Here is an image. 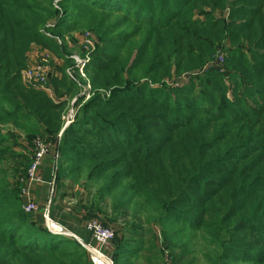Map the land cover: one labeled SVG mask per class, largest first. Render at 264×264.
<instances>
[{
	"label": "trees",
	"instance_id": "obj_1",
	"mask_svg": "<svg viewBox=\"0 0 264 264\" xmlns=\"http://www.w3.org/2000/svg\"><path fill=\"white\" fill-rule=\"evenodd\" d=\"M34 45L63 60L54 97L22 80ZM38 139L57 190L120 225L114 264H264V0H0V264H92L23 209Z\"/></svg>",
	"mask_w": 264,
	"mask_h": 264
},
{
	"label": "built area",
	"instance_id": "obj_2",
	"mask_svg": "<svg viewBox=\"0 0 264 264\" xmlns=\"http://www.w3.org/2000/svg\"><path fill=\"white\" fill-rule=\"evenodd\" d=\"M80 40V42L85 44L86 50L94 49L97 43V37L90 31L81 34ZM43 57L44 60H41L40 63H31V65L24 71L23 81L28 86L35 85L46 90L52 97H54L53 90L51 86L48 85L49 74L52 72V69L50 68L49 70L48 66H46L48 64V59L45 56ZM73 57L79 66L81 75L84 78H87L84 67L86 66L89 56L83 58L73 55ZM219 59L222 60V58ZM90 88V83H87L85 89ZM89 96L90 94H87V98ZM74 101L72 103H74ZM75 111L76 109L71 106L69 112L65 116L64 128L74 121ZM50 157H58V155L53 152V145L46 143L42 139H38L36 141L34 159L29 166L27 179L21 190L23 209L28 213L38 211L41 208L34 197L33 187L36 184H42L45 182L41 174V166L45 160ZM52 181L54 182V179ZM43 216L45 218L46 225L51 231L75 236L88 250L92 264H114L112 243L115 238L116 231L113 227L105 225L102 221L95 218L86 220L85 225L91 233L92 241L85 243L78 236L67 232L61 224L51 217L50 205L43 208Z\"/></svg>",
	"mask_w": 264,
	"mask_h": 264
},
{
	"label": "crops",
	"instance_id": "obj_3",
	"mask_svg": "<svg viewBox=\"0 0 264 264\" xmlns=\"http://www.w3.org/2000/svg\"><path fill=\"white\" fill-rule=\"evenodd\" d=\"M54 169L55 166L51 158H47L41 166V174L45 182L36 184L33 187L36 201L41 208L50 205V212L55 220L65 225L69 233L78 236L82 240L86 238L91 242V234L85 225L86 212L78 205L79 199L77 201V199L70 197L74 193L76 195L78 192L83 193V189L66 182L60 190H57L56 181H52ZM68 199H71V202Z\"/></svg>",
	"mask_w": 264,
	"mask_h": 264
},
{
	"label": "rangeland",
	"instance_id": "obj_4",
	"mask_svg": "<svg viewBox=\"0 0 264 264\" xmlns=\"http://www.w3.org/2000/svg\"><path fill=\"white\" fill-rule=\"evenodd\" d=\"M91 32V31H90ZM93 33V32H92ZM74 36L75 37H77V38H79L80 39V34L77 32V33H75L74 34ZM96 36V35H95ZM98 39V38H97ZM69 40V42H70V49H71V51H72V53H73V55H76V56H80L81 57V50L82 49H85L86 47H85V44H83V43H81V42H78V40H73V41H71L70 39H68ZM79 43L81 44V46L79 45ZM82 47V48H81ZM95 47H96V45H95ZM86 50V49H85ZM29 56H28V64H27V67L26 68H24L23 69V71H22V80H23V73H24V71L31 65V63L33 64V63H40V61L41 60H44L43 58V56H45L47 59H48V64L46 65V66H48V68H49V70H50V68L52 69V71H53V68L55 67V64H59V65H61V64H63V60L62 59H60V58H58V57H56L55 55H54V53L53 52H51L49 49H46V48H44V47H42V46H38V45H34L33 46V48H32V50H31V52H29V54H28ZM79 57V58H80ZM50 75V74H49ZM185 78H187V77H181V78H179V80H178V82H184V80H185ZM24 82V81H23ZM33 86H35V85H33ZM75 119V118H74ZM18 149H20V147H17ZM32 152H34V150H32ZM17 161V166H18V168H21L22 167V165H21V163L22 162H26L25 161V159L24 158H22L21 156L18 158V159H15V162ZM76 186H78V185H75L74 187H76ZM74 187H72L73 189H74ZM81 193V192H80ZM71 198H74V199H77V201H78V199H79V201H81V198H85V194H83V193H81V196H79V192H78V194L76 195V193H74V194H72V196H70ZM68 201L69 202H71V199H68ZM52 217V216H51ZM53 218V217H52ZM90 218H99V217H90ZM54 220H55V218H53ZM85 219H87V218H85ZM88 220V219H87ZM55 221H57V220H55ZM58 222V221H57ZM59 224H61L60 222H58ZM64 228H65V230L68 232V230H67V228H66V226L65 225H63V224H61ZM115 229L116 228H120V225L119 224H115ZM71 236H73V235H71ZM82 240V239H81ZM204 243H200V247H201V250H203V245ZM198 256H199V259L201 260V264H205V258L201 255V253L199 252L198 253Z\"/></svg>",
	"mask_w": 264,
	"mask_h": 264
}]
</instances>
